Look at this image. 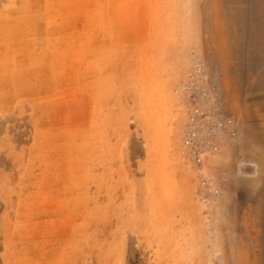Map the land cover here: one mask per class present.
I'll use <instances>...</instances> for the list:
<instances>
[{
  "label": "rangeland",
  "instance_id": "rangeland-1",
  "mask_svg": "<svg viewBox=\"0 0 264 264\" xmlns=\"http://www.w3.org/2000/svg\"><path fill=\"white\" fill-rule=\"evenodd\" d=\"M260 3L0 0V264H264ZM196 62L238 125L202 174Z\"/></svg>",
  "mask_w": 264,
  "mask_h": 264
},
{
  "label": "built area",
  "instance_id": "built-area-1",
  "mask_svg": "<svg viewBox=\"0 0 264 264\" xmlns=\"http://www.w3.org/2000/svg\"><path fill=\"white\" fill-rule=\"evenodd\" d=\"M177 92L185 105L182 144L186 163L202 174L206 158L237 137L238 125L224 109L217 84L210 80L201 62L194 64L188 77L177 86Z\"/></svg>",
  "mask_w": 264,
  "mask_h": 264
},
{
  "label": "crops",
  "instance_id": "crops-1",
  "mask_svg": "<svg viewBox=\"0 0 264 264\" xmlns=\"http://www.w3.org/2000/svg\"><path fill=\"white\" fill-rule=\"evenodd\" d=\"M261 7L259 8V22L256 24L250 25L251 30H253L254 34L249 35V39L245 40V48H246V57L244 63L249 64H258V72L252 73L249 70L250 78L255 80L262 79L264 80V0H260ZM251 32V31H250ZM248 49V52H247ZM255 83H251L254 85ZM259 93L264 94V86L260 87L258 90Z\"/></svg>",
  "mask_w": 264,
  "mask_h": 264
}]
</instances>
